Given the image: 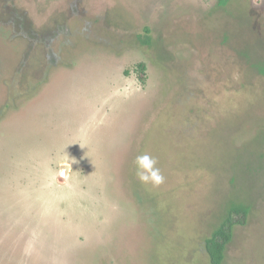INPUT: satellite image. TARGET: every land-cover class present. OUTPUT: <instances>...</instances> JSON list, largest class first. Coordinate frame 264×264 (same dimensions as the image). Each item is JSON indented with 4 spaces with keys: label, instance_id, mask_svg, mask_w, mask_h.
Returning a JSON list of instances; mask_svg holds the SVG:
<instances>
[{
    "label": "rangeland",
    "instance_id": "rangeland-1",
    "mask_svg": "<svg viewBox=\"0 0 264 264\" xmlns=\"http://www.w3.org/2000/svg\"><path fill=\"white\" fill-rule=\"evenodd\" d=\"M227 1L0 0V264H211L234 202L223 264H264V0Z\"/></svg>",
    "mask_w": 264,
    "mask_h": 264
},
{
    "label": "trees",
    "instance_id": "trees-1",
    "mask_svg": "<svg viewBox=\"0 0 264 264\" xmlns=\"http://www.w3.org/2000/svg\"><path fill=\"white\" fill-rule=\"evenodd\" d=\"M227 2V0H219L221 6L226 5ZM142 42L150 44V38L147 37ZM262 73H264V70H262ZM249 213V205L243 202H234L227 206L220 223L206 241V250L211 264H223L227 247L234 239L236 226L243 225Z\"/></svg>",
    "mask_w": 264,
    "mask_h": 264
},
{
    "label": "clouds",
    "instance_id": "clouds-1",
    "mask_svg": "<svg viewBox=\"0 0 264 264\" xmlns=\"http://www.w3.org/2000/svg\"><path fill=\"white\" fill-rule=\"evenodd\" d=\"M158 163V159L147 152L135 157V176L143 185L159 187L165 182V177L161 169L157 166ZM60 175L64 176L65 173L61 172Z\"/></svg>",
    "mask_w": 264,
    "mask_h": 264
}]
</instances>
